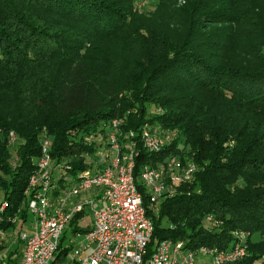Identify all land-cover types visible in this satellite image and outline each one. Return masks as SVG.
Returning <instances> with one entry per match:
<instances>
[{"label": "trees", "instance_id": "1", "mask_svg": "<svg viewBox=\"0 0 264 264\" xmlns=\"http://www.w3.org/2000/svg\"><path fill=\"white\" fill-rule=\"evenodd\" d=\"M158 2L146 17L135 0H0V230L30 217L43 140L66 187L104 168L116 134L136 144L154 226L145 263L165 240L228 250L244 232L238 264H264V0H186L172 14V0ZM144 130L169 138L159 152ZM172 156L196 177L151 204L140 172ZM80 217L74 234L88 231Z\"/></svg>", "mask_w": 264, "mask_h": 264}, {"label": "built area", "instance_id": "2", "mask_svg": "<svg viewBox=\"0 0 264 264\" xmlns=\"http://www.w3.org/2000/svg\"><path fill=\"white\" fill-rule=\"evenodd\" d=\"M142 139L144 147L151 152H159L168 141L148 130L143 131ZM109 143L106 153L99 155L104 168L98 172L85 171L79 181L70 185L67 182H71V178L65 177L67 186L60 187L51 177V142L42 141L38 172L30 180L34 192L29 211L34 232L19 234L23 248L14 264H53L61 247L70 248L76 264H197L198 260L207 261L205 264H238L246 258L248 234L236 232L237 242L228 250L211 247L190 250L184 242L162 241L145 263L154 226L146 216L143 195L135 179L136 144L131 141L124 146L116 134ZM196 172L195 164L172 156L161 169L150 165L143 167L139 180L151 204H157L164 198L174 197L180 185L192 183ZM95 189L98 190L96 198L83 197ZM6 206L3 204L2 209ZM86 211L93 219L79 249H75L74 239L64 244L66 229L77 215L86 214ZM5 237L6 232L0 230V245Z\"/></svg>", "mask_w": 264, "mask_h": 264}, {"label": "rangeland", "instance_id": "3", "mask_svg": "<svg viewBox=\"0 0 264 264\" xmlns=\"http://www.w3.org/2000/svg\"><path fill=\"white\" fill-rule=\"evenodd\" d=\"M186 2V0H172V3H170L169 6V14L173 13V9L178 8L179 6L184 5ZM158 5L159 2L158 0H135L134 3V7L133 9L138 11L140 14L145 15L146 17H150V16H154L155 13L158 10ZM165 20L168 19L167 16L164 17ZM173 137V135H172ZM167 140V139H165ZM155 166L159 167L161 169V166L159 164H156ZM93 193L91 195H89V198L92 200L93 199ZM92 214L89 211H86V214L82 217V220L80 221V226L82 230H86V227L92 223ZM29 223H26V225L24 226V228L21 227V223H18V226L13 229L10 234L11 235H18V233H20L21 230L25 231V232H29L30 228L28 227ZM12 237L9 238V240L7 241L8 246L5 247L4 250L0 249V264H7L9 262V260H7V255H11L10 251L13 249V247H16V245L14 246V242H12ZM74 239V242L77 243V245L75 246V249H79V243H82L85 239V233H81L78 235H74V233L71 232V230L68 228L66 229V236H65V240H64V244H69L72 240ZM255 239H258V237H255ZM15 250V248H14ZM18 258L17 254L13 255V260L16 261V259ZM4 260V261H3ZM207 261H202V260H198L197 264H205ZM76 264L75 259L73 257L72 252L69 254L68 258H67V264ZM258 264H261V262H258Z\"/></svg>", "mask_w": 264, "mask_h": 264}, {"label": "crops", "instance_id": "4", "mask_svg": "<svg viewBox=\"0 0 264 264\" xmlns=\"http://www.w3.org/2000/svg\"><path fill=\"white\" fill-rule=\"evenodd\" d=\"M93 193V199L94 198H96V195H97V193H98V190H93V191H91V192H89V193H86V194H84L83 195V197L84 198H86V199H90L89 198V195H91ZM74 201H76V199L74 200ZM81 215V214H80ZM85 214H83V215H81V217L80 218H78V222H77V226L78 227H80L81 228V226H80V221L82 220V217L84 216ZM78 216V215H77ZM20 221L18 220V219H16L15 221H14V223L16 224V226H18V223H19ZM21 223V222H20ZM26 223H29V228H30V231L29 232H27V233H32V232H34V221H33V217L31 216V214H30V217L26 220V222L24 223V224H22L21 223V227L22 228H24V226L26 225ZM91 226V224H89L87 227H86V229H88L89 227ZM24 230V229H23ZM23 230H21L20 232H25V231H23ZM10 232L11 231H6V237H5V240H4V242L0 245V249H2V250H4L5 249V247H7L8 246V243H7V241L9 240V238L10 237H12L13 239H12V242H14V246L16 245V247H13V249L10 251V253H11V255L13 254H17L18 255V258L16 259V261H14L13 260V255H12V257L10 256V255H7V260H9V261H14V263H16V262H18V260H19V257H20V253H21V250H22V248H23V246H22V244H21V242H20V240L18 239V237H19V235H11L10 234ZM18 234H20V233H18ZM77 234H80V233H76V234H74V235H77ZM14 248H15V250H14ZM10 258H11V260H10ZM4 261V260H3ZM13 262H12V264H14Z\"/></svg>", "mask_w": 264, "mask_h": 264}]
</instances>
